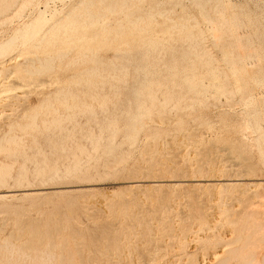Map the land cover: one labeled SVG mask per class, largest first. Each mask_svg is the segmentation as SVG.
Instances as JSON below:
<instances>
[{
	"label": "rangeland",
	"instance_id": "1",
	"mask_svg": "<svg viewBox=\"0 0 264 264\" xmlns=\"http://www.w3.org/2000/svg\"><path fill=\"white\" fill-rule=\"evenodd\" d=\"M11 1L0 264H263L264 0Z\"/></svg>",
	"mask_w": 264,
	"mask_h": 264
},
{
	"label": "bare ground",
	"instance_id": "2",
	"mask_svg": "<svg viewBox=\"0 0 264 264\" xmlns=\"http://www.w3.org/2000/svg\"><path fill=\"white\" fill-rule=\"evenodd\" d=\"M88 1H89V0H88ZM88 1H87V2H88ZM92 1H93V0H92ZM11 2H13V4H14V1H13V0H12ZM79 2H80V1H79ZM84 2L86 3V0H84ZM84 2L81 1V4H82V3L84 4ZM9 3H10V2H9ZM9 3H8V4H9ZM88 3H89V2H88ZM90 3H92L91 0H90ZM9 5H10V4H9ZM8 7H9L8 5H7V7L4 6V8H7V9H8ZM0 8H1V9H4V8H2V7H0ZM9 8H10V7H9ZM1 9H0V13H1V14H2V11L7 12L6 9H4V10H1ZM8 10H9V9H8ZM52 17H53V15H52ZM45 20H46V16L40 14V15H38L35 19H33L31 22L25 23L24 27H25L26 29H28L29 27H32V26H38V27H40V24H43V23L45 22ZM37 30H38V29H37ZM48 31H49V30H48ZM49 33H50V31H49ZM50 34H51V33H50ZM51 35H52V34H51ZM3 45H4V44H0V48H2ZM63 54H64V53H63ZM66 54H67V53H66ZM0 72H1V71H0ZM65 101H66V100H65ZM70 107H71V106H70ZM58 123H59V122H58ZM33 125H34V124H33ZM249 125H250V124H249ZM29 126H30V125H29ZM11 138H13V137H11ZM13 139H15V137H14ZM9 140H10V139H9ZM10 141H11V140H10ZM7 142H8V141H7ZM206 157H207V156H206ZM208 159L210 160L211 158H208ZM211 161H212V160H211ZM211 161H210V162H211ZM213 162H214V161H213ZM204 163H206V162H204ZM208 163H209V162H208ZM208 163H206V165L204 164L203 166H205V167H203L202 169H205L206 167H208V166L210 165V164L208 165ZM211 163H212V162H211ZM207 165H208V166H207ZM213 165H216V164H213V163H212V164H211L212 167H216V166H217V165H216V166H213ZM249 166H250V165H249ZM212 167H211V168H212ZM209 168H210V167H208V169H209ZM243 168H244V167H243ZM243 168H242V169H243ZM248 168H249V167H248ZM208 169H207V172H208ZM214 169H215V168H214ZM216 169H217V168H216ZM229 169H230V168H229ZM236 169H237V168H236ZM239 169H240V168H239ZM239 169H237V170H239ZM245 169H247L246 165H245ZM250 169H252V168H250ZM205 170H206V169H205ZM211 170H212V171H211L210 173H211V175H213V171H214V170H213V169H211ZM233 170H234V168L232 169L231 172H233ZM248 170H249V169H247V171H245V172L247 173ZM42 171H43V173H44V170H42ZM48 171H49V170H48ZM209 171H210V169H209ZM217 171H218V170H217ZM225 171H226V170H225ZM225 171H224V173H225ZM229 171H230V170H229ZM242 171H243V170H242ZM218 172H219V171H218ZM235 172H236V171H235ZM239 172H240V170H239ZM239 172H238V173H239ZM245 172H244V173H245ZM221 173H222V172H221ZM226 173H227V172H226ZM246 173H245V174H246ZM241 174H243V172H242ZM241 174H240V175H241ZM3 175H4V174H3ZM184 175H185V174H184ZM209 175H210V174H209ZM211 175H210V176H211ZM233 175L236 176V175H238V174H237V173H236V174L234 173V174H232V176H233ZM206 176H207V175H206ZM206 176H205V178H206ZM214 176H217V175L214 174L213 177H214ZM222 176H226V175H223V174H222ZM222 176H221V177H222ZM228 176H231V175H228ZM162 177H164V176H162ZM182 177H183V175H182ZM185 177H186V176H185ZM213 177H212V178H213ZM238 177H239V176H238ZM244 177H245V176H244ZM2 178H3V176H2ZM179 178H181V177H179ZM183 178H184V177H183ZM200 178H204V177H200ZM209 178H211V177H209ZM209 178H208V179H209ZM214 178H215V177H214ZM217 178H218V177H217ZM217 178H216L215 180H217ZM219 178H220V177H219ZM219 178H218V179H219ZM226 178H227V177H226ZM229 178H230V180H231L232 177H229ZM236 178H237V177H236ZM160 179H161V178H160ZM227 179H228V178H227ZM202 180H203V179H202ZM215 180H214V181H215ZM221 180H222V179H221ZM237 180H239V179L237 178ZM181 181H183V180H181ZM209 181H210V180H209ZM134 182H135V181H134ZM221 182H222V181H221ZM230 182H231V181H230ZM235 182H236V181H235ZM235 182H234V183H235ZM206 183H207V182H206ZM227 183H228V181L226 182V184H227ZM237 183H238V182H236L235 184H237ZM178 184H179V183H178ZM180 184H181V183H180ZM213 184H214V183H213ZM216 184H220V182H217ZM226 184H225V185H226ZM230 184H231V183H230ZM230 184H228V185H230ZM244 184H245V183L240 182L238 185H244ZM248 184H254V183H247V185H248ZM231 185H232V184H231ZM231 185H230V187H232ZM233 185H234V184H233ZM245 185H246V184H245ZM254 185H255V184H254ZM259 185H260V184H259ZM135 186H136V185H135ZM248 186H252V185H248ZM197 187H198V186H197ZM228 188H229V186H228ZM239 188H240V187H239ZM249 188H250V187H249ZM250 189H252V188H250ZM255 189H256V188H255ZM250 191H251V190H250ZM27 193H28V192H27ZM245 194H246V193H245ZM4 196H5V195H3V194L0 193V197H4ZM246 226H247V225H246ZM253 226L255 227V225H253ZM257 227H258V225H257ZM252 228H253V227H252ZM255 229H257V228H255ZM109 237H110V236H109ZM248 241H249V240H248ZM10 243H11V242H10ZM10 243L8 242V244H10ZM6 244H7V243H6ZM6 244H4V245H6ZM11 245H12V244H11ZM11 245H10V246H11ZM13 245H14V244H13ZM13 245L11 246L12 248H13ZM10 246H9V247H10ZM14 247H15V245H14ZM5 248H7V247L5 246ZM239 248H240V247H239ZM230 249H231V248H230ZM19 251H20V250H19ZM22 251H23V250H22ZM22 251H21V254H22ZM42 253H43V252H42ZM44 253H45V251H44ZM49 253H51V252H49ZM234 253H235V255H237L236 250L234 251ZM25 254H26V253H25ZM39 254H40V253H39ZM39 254L36 253L35 255H39ZM45 254H46V253H45ZM40 255H41V254H40ZM42 255H43V254H42ZM214 255H216V254H214ZM225 255H226V254H225ZM23 256H24V254H23ZM28 256H29V255H28ZM21 257H22V256H21ZM34 257H35V256H34ZM34 257H33V258H34ZM46 257H47V255H46ZM36 259H38V257H37ZM46 259H47V258H46ZM31 260H32V259H31ZM43 260H44V261H47V260H45V259H43ZM211 260H212V259H211ZM227 260H228L227 258L222 259V260H220V261L218 262V264H225ZM33 261H34V262L36 261L35 258H34ZM38 261H39L38 263H40V260H38ZM48 261H49V259H48ZM212 262H214V261H212ZM248 262H249L248 264H261V262H260L258 259H256V258L250 259ZM46 263H47V262H46ZM36 264H37V263H36ZM211 264H214V263H211ZM263 264H264V262H263Z\"/></svg>",
	"mask_w": 264,
	"mask_h": 264
}]
</instances>
